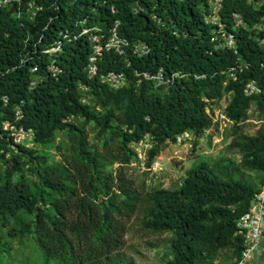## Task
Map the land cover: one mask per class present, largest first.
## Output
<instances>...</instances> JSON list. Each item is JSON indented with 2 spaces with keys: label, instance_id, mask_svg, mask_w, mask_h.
Returning a JSON list of instances; mask_svg holds the SVG:
<instances>
[{
  "label": "trees",
  "instance_id": "1",
  "mask_svg": "<svg viewBox=\"0 0 264 264\" xmlns=\"http://www.w3.org/2000/svg\"><path fill=\"white\" fill-rule=\"evenodd\" d=\"M36 2L43 9L33 21L25 9L19 19L16 5L0 10V225L8 237L32 238L44 264H138L126 251L131 233L154 240L167 235V264H216L227 253L236 264L244 248L236 222L264 186V0H224L221 20L236 36L237 55L212 40L216 28L204 20L209 0ZM86 17L107 32L118 23L120 36L149 45L151 53H105L98 75L90 77V46L80 39L59 55L62 74L52 78L43 69L31 88L28 67L44 68L47 58L33 55L21 65L22 56ZM238 60L247 68L232 81L227 72ZM159 69L184 77L169 87L138 84V72ZM111 71L124 73L127 84L118 90L103 84ZM249 82L262 93L246 96ZM225 96L226 155L195 163L175 189L148 188L132 178L143 140L150 144L144 164L152 170L178 136L190 133L194 148L204 136L210 142L220 136L212 115ZM253 107L259 126L251 135L245 127ZM5 122L33 129L34 145L15 144ZM58 134L66 135V145H55ZM52 147L58 160L51 159ZM147 245L158 247L157 241Z\"/></svg>",
  "mask_w": 264,
  "mask_h": 264
},
{
  "label": "built area",
  "instance_id": "2",
  "mask_svg": "<svg viewBox=\"0 0 264 264\" xmlns=\"http://www.w3.org/2000/svg\"><path fill=\"white\" fill-rule=\"evenodd\" d=\"M252 1V0H251ZM16 5L18 12L17 17H22V11L25 9L30 20H35L39 11L43 9L36 0H0V10L6 7ZM224 0H209V8L204 16L206 24L215 27L213 41L221 43L223 47L234 51L237 55V40L233 32L227 31L225 25L221 20V12L223 10ZM235 27L243 25L242 19L239 15L235 14ZM73 28H66L58 33V38L51 42L48 46L41 47L40 50L33 51L32 56L26 54L22 56L21 65H27L28 62L33 60V55H38V58H47L45 67L33 63L30 65L29 71L35 76L31 82V88L36 87L41 80L39 79L40 73L43 69L52 77L58 78L63 70L58 65V57L63 53L64 46L67 43H73L80 39H84L89 43L90 56L85 71L90 77H95L99 72V62L105 53H115L119 56H132L143 58L151 53V47L145 43H131L128 39L123 38L118 33V23L109 32L105 31L101 26L92 25L88 18L77 20ZM42 40V39H41ZM41 40L39 42H41ZM36 46V45H34ZM31 54V53H30ZM247 68V65L241 60L230 68L227 72L232 81H237L239 74ZM138 84L142 81H151L156 87H169L176 78H182V74H173L167 77L163 69H159L155 73L144 72L137 73ZM102 83L112 89L118 90L127 84V76L124 73L108 72L101 77ZM262 88L255 82H249L244 88V93L248 97L259 95L262 93ZM208 114H211V109L208 107ZM213 121L219 122L220 126L223 121L230 122L224 112L214 110ZM15 118L17 121L23 119V111L21 107H17L15 111ZM3 128L8 131L15 144L31 147L34 145L35 132L33 129H27L24 126L10 125L4 123ZM221 128V127H220ZM209 133V131H206ZM193 136L186 132L177 137L175 145H182L190 140ZM149 149L148 139L141 141L136 145V151L139 158L142 160L146 158L145 152ZM236 235L244 242V248L236 264H264V257L259 252L264 242V186L255 195L252 205L247 213L241 216L236 222Z\"/></svg>",
  "mask_w": 264,
  "mask_h": 264
},
{
  "label": "rangeland",
  "instance_id": "3",
  "mask_svg": "<svg viewBox=\"0 0 264 264\" xmlns=\"http://www.w3.org/2000/svg\"><path fill=\"white\" fill-rule=\"evenodd\" d=\"M88 100V96H87ZM229 102V96H225L220 103L215 106V110L224 112ZM253 107L249 111L250 119L246 123L245 130L249 134H255L259 122L257 121V114ZM230 122L223 121L220 128V136L214 137L212 142L208 136H204L198 140V146L194 148V137L182 145H169L168 148L157 158L152 170H148L144 164L145 157L140 163L133 164L129 170V174L139 184L146 187H162L166 189H175L180 186L182 179L185 177L187 171L194 166L195 163L209 158H218L226 155V146L228 142H223V136L230 129ZM207 133V135H209ZM67 144V137L65 134H58L55 145ZM148 147L150 144L148 142ZM52 156L51 159L58 160V152L52 147L49 149ZM237 159L239 155H234ZM0 235H2L1 242L6 245L5 252L0 253V264H44L40 252L33 242L32 238H25L23 240L12 239L8 237V231L3 229L0 225ZM167 235L159 236L155 240L150 238H140L132 233L128 236L126 251L133 255L138 264H167L169 260V251L166 248ZM157 241L158 247L149 248L147 242ZM2 247L0 246V249ZM264 257V242L259 250ZM235 260L231 253L223 255L216 260V264H231ZM55 264V263H50Z\"/></svg>",
  "mask_w": 264,
  "mask_h": 264
}]
</instances>
